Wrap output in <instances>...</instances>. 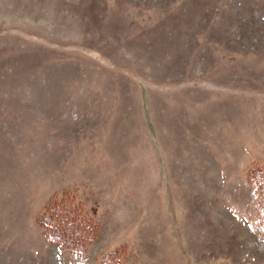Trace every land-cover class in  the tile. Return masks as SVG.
Wrapping results in <instances>:
<instances>
[{
	"label": "rangeland",
	"instance_id": "374dc122",
	"mask_svg": "<svg viewBox=\"0 0 264 264\" xmlns=\"http://www.w3.org/2000/svg\"><path fill=\"white\" fill-rule=\"evenodd\" d=\"M260 177L264 0H0V264H264Z\"/></svg>",
	"mask_w": 264,
	"mask_h": 264
},
{
	"label": "trees",
	"instance_id": "16d2710c",
	"mask_svg": "<svg viewBox=\"0 0 264 264\" xmlns=\"http://www.w3.org/2000/svg\"><path fill=\"white\" fill-rule=\"evenodd\" d=\"M264 178V177H262ZM260 188L262 190V201L260 202V213L264 220V179L262 181L260 177ZM58 202H55L49 206V208L46 211V215L43 217V225L47 227V223L52 222L53 229L51 231V236L53 238H62L65 237L66 242H69V245L71 247H74V242L77 241V238L80 234L79 230L76 228H70L66 222L69 220L72 224H74L73 220L71 221V214L66 213V211H63L62 209L58 208ZM58 206V207H57ZM68 206H66V209H68ZM66 214L68 216L66 217ZM78 231V232H77ZM77 249V248H76ZM122 261H117V264H121Z\"/></svg>",
	"mask_w": 264,
	"mask_h": 264
}]
</instances>
